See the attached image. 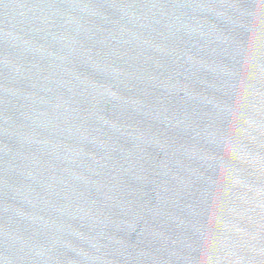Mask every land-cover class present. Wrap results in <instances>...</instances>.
<instances>
[{"label":"water","instance_id":"obj_1","mask_svg":"<svg viewBox=\"0 0 264 264\" xmlns=\"http://www.w3.org/2000/svg\"><path fill=\"white\" fill-rule=\"evenodd\" d=\"M0 264H264V0H0Z\"/></svg>","mask_w":264,"mask_h":264}]
</instances>
